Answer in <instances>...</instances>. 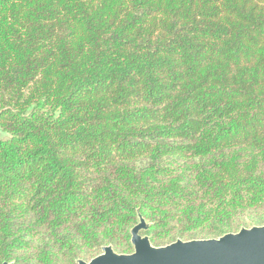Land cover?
I'll list each match as a JSON object with an SVG mask.
<instances>
[{
  "label": "trees",
  "instance_id": "trees-1",
  "mask_svg": "<svg viewBox=\"0 0 264 264\" xmlns=\"http://www.w3.org/2000/svg\"><path fill=\"white\" fill-rule=\"evenodd\" d=\"M0 133V264L264 226V0H0Z\"/></svg>",
  "mask_w": 264,
  "mask_h": 264
},
{
  "label": "water",
  "instance_id": "water-1",
  "mask_svg": "<svg viewBox=\"0 0 264 264\" xmlns=\"http://www.w3.org/2000/svg\"><path fill=\"white\" fill-rule=\"evenodd\" d=\"M148 223L138 216V223L131 229L132 252L119 254L111 246L101 253L77 264H264V226L241 228L236 233L217 239L175 242L163 247L151 245L149 237L142 235ZM3 264H13L4 262Z\"/></svg>",
  "mask_w": 264,
  "mask_h": 264
},
{
  "label": "rangeland",
  "instance_id": "rangeland-1",
  "mask_svg": "<svg viewBox=\"0 0 264 264\" xmlns=\"http://www.w3.org/2000/svg\"><path fill=\"white\" fill-rule=\"evenodd\" d=\"M4 137H5V136H4V135H2V134L0 133V138H2V139H3Z\"/></svg>",
  "mask_w": 264,
  "mask_h": 264
}]
</instances>
